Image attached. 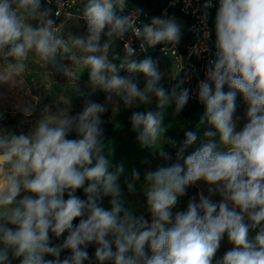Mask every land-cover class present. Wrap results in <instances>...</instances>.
<instances>
[{"label":"clouds","instance_id":"clouds-1","mask_svg":"<svg viewBox=\"0 0 264 264\" xmlns=\"http://www.w3.org/2000/svg\"><path fill=\"white\" fill-rule=\"evenodd\" d=\"M55 6L0 0V86L13 87L38 62L64 75L74 92L86 71L89 87L106 93L108 101L116 96L125 108H138L154 100V109L132 112L131 130L141 149L170 161L165 145L175 148L177 142L166 136L172 124L165 120L169 109L178 116L188 104L192 89L185 85L192 77L184 67L169 74L151 57L138 59L131 38L122 53L116 49L129 34L143 53L178 44L182 25L167 14L143 22L138 8L125 14L129 0H55ZM213 7V0H205L202 23ZM215 7L214 53L196 88L204 106L199 124L210 130L183 164L145 173L150 221L125 206L124 164L114 162L113 142L105 138L106 103L87 100L75 115L70 102L59 99L43 107L32 99L15 105L23 119L16 127L0 124V264H92L87 249L93 244L95 264H264V0H218ZM61 15L83 19L86 35L57 25L53 17ZM135 74L144 76L142 88ZM165 79L174 82L170 88ZM238 96L247 105L240 129L234 119ZM197 140L196 132H185L177 161ZM139 179L132 169L125 180L129 193ZM200 181L209 186L208 196L201 193L199 202L174 212ZM64 233L62 243L53 244ZM225 238L231 247L218 256ZM65 250L70 255L62 258Z\"/></svg>","mask_w":264,"mask_h":264},{"label":"rangeland","instance_id":"rangeland-1","mask_svg":"<svg viewBox=\"0 0 264 264\" xmlns=\"http://www.w3.org/2000/svg\"><path fill=\"white\" fill-rule=\"evenodd\" d=\"M62 23V27H64L67 31L73 32V23L64 20ZM59 23V24H61ZM58 24V25H59ZM67 63V62H65ZM33 64L38 65L39 72L42 75V80L45 85H47L50 89L45 91V95L41 98L39 106L43 107L46 104H53L58 99L64 102H70L71 114L75 115L79 111L82 110L85 101L91 100L96 103L107 104L108 111H113L116 109L117 103L120 99L116 96H113L112 101H108L106 99L107 94L96 90L93 91L88 85V75L85 71L78 81L79 92L71 91L70 85H66L67 78L61 73L55 71L49 66L46 70L42 66L41 63L34 62ZM166 66L171 70L172 73L178 72V63L172 60H167ZM48 71L50 75L47 74ZM174 83V82H172ZM59 90L54 93V90ZM67 94V95H66ZM155 108V101L153 103L144 106L140 105L138 108H127L128 115L126 120L118 122L113 126L109 127L105 130V138L106 140H111L113 142V147L115 149L114 153V162H123L125 173L120 178V184L122 188V192L125 197V206L128 207L132 213L137 217H143L145 220H151V213L148 210L146 197L144 195L143 185H144V176L145 173L149 170H155L157 166L161 165H170L172 163H181L183 164V157L179 161H177L176 153L178 149L171 147L170 145H165V151H167L172 159L170 161H163L159 158L158 154H153L148 150L141 149L136 141V134L131 130V124L129 117L133 111H145L152 110ZM247 105L244 103L243 99L237 102V110L234 116V119L237 120V128L240 129L247 122L246 118ZM107 112L104 114H107ZM189 110L183 109L182 112L178 116L172 115V109H169L168 116L166 117L165 123H171L172 127L169 128L166 133L167 137L175 140L176 134L183 127L185 119L189 115ZM103 117V118H104ZM210 130V129H209ZM214 131V129H213ZM70 138H75L74 135ZM218 139V137H216ZM203 141V140H202ZM201 140H197V142L187 149H185L183 154H191L197 147L200 146ZM186 155V156H187ZM136 169L140 172V179L135 183L136 191L134 193H129L127 190V186L125 183L126 179H130V173L132 169ZM208 185L203 181L197 182L195 185L190 186L186 194L188 195L189 200L187 201L184 197L179 199L177 206L173 209L176 211H184L187 208L189 201L195 200L199 202V196L202 193L205 196H208ZM214 201L219 202L221 197L219 195H214L211 197ZM109 198H105L103 201V206L108 208L110 207L108 203ZM67 233H64L59 239L53 237V244L62 243L63 239H65ZM96 245H89L87 251L89 253V257L92 261V264H95L94 254H95ZM231 245L228 243L225 238L221 243V247L218 251V256H222L227 250H229ZM70 255L68 250H65L61 253V257H65ZM51 259V257H46ZM12 264H19L18 260H12ZM85 264H89V262H85Z\"/></svg>","mask_w":264,"mask_h":264},{"label":"trees","instance_id":"trees-1","mask_svg":"<svg viewBox=\"0 0 264 264\" xmlns=\"http://www.w3.org/2000/svg\"><path fill=\"white\" fill-rule=\"evenodd\" d=\"M168 0H129V4L133 7L138 9H142V11H148L152 16L160 13L161 9L165 6ZM42 5L45 7L43 0ZM73 10L72 12H75ZM54 18V17H53ZM56 19L57 25L64 20L73 23V32L72 34H79L81 36L86 35V22L83 19H79L75 16H68L65 18L64 16H60ZM190 41V37L188 36L186 30L183 31V40L182 43L185 44ZM117 49L118 53H122V46L120 42H117ZM158 47V45H157ZM157 47L154 50H149L143 56L139 57L138 59H143L145 57H151L154 61L158 63V67L162 72H170L171 70L166 66L167 60L170 59L163 57L157 50ZM121 75L127 76L128 73L121 72ZM19 79V78H18ZM134 82L138 84L139 87H143L145 83V78L142 74H135L132 76ZM172 82L165 79L164 86L166 88L171 87ZM50 88L43 83L42 75L39 72L38 65L31 63L29 65L28 71L24 74L22 78H20V82L15 83L13 87H10L8 84L0 86V90L5 93V97L0 99V111L4 112V120L0 121V124L8 127H16L23 119L22 115L15 111V105L19 102H22L25 99H32L37 100L45 95V91L49 90ZM228 86L225 85L223 91L227 92ZM59 90H54V93ZM67 95V94H66ZM242 97H237V102L241 101ZM186 110H189V115L185 119L183 127L179 130V132L175 136V141L177 142L175 149H179L183 145V141L185 139V132L186 131H194L197 134L198 140H204V132L210 129V126L205 122V124L200 125L199 121L201 116L204 113V106H188L186 105ZM128 115L127 108L123 106V101L120 100L117 105L116 109L113 111L107 112L105 117L103 118L106 123L103 125L104 130H107L109 127L113 126L114 124L126 120ZM24 130H27L28 125L25 124ZM213 130V129H211ZM187 154H183L186 157ZM82 199L85 198L83 191L78 190L76 193ZM187 201L189 200L188 195L185 194L183 196ZM66 198V197H65ZM75 224L79 223V219L75 220Z\"/></svg>","mask_w":264,"mask_h":264},{"label":"built area","instance_id":"built-area-1","mask_svg":"<svg viewBox=\"0 0 264 264\" xmlns=\"http://www.w3.org/2000/svg\"><path fill=\"white\" fill-rule=\"evenodd\" d=\"M218 0H213L214 7L209 10V17L207 23H202L200 17L202 15V5L205 0H168L165 6L161 9L160 13L151 15L148 11H142L140 20L143 22H150L153 17L175 16L178 23L182 25L181 39L178 44H161L158 45V52L165 58L178 63V72L182 67L188 71L192 77L190 83L186 84V87L192 89L191 99L188 102V106H202L198 101L196 95L197 84L200 80L205 79V70L208 60L212 58L214 53L215 31H214V17ZM45 7H52L53 11L56 10L55 0L51 5L47 4V0H43ZM137 9L129 4V8L126 13H129ZM75 10L73 8L70 11ZM63 16V15H61ZM54 18H56L54 16ZM186 30L190 41L183 44V31ZM210 33V35H206ZM131 38L132 47L137 50V58L143 56L145 53L139 50V40L134 36H125L124 41H119L122 49L123 44ZM155 47V48H156ZM155 48L149 49L154 50ZM207 49V51H205ZM148 50V51H149ZM147 51V52H148ZM146 52V53H147ZM183 75V73H181Z\"/></svg>","mask_w":264,"mask_h":264}]
</instances>
